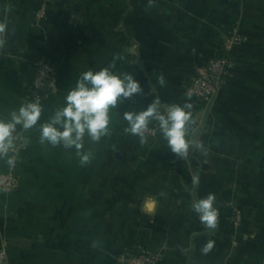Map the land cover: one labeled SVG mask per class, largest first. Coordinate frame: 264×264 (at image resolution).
Segmentation results:
<instances>
[{
	"label": "crops",
	"instance_id": "1",
	"mask_svg": "<svg viewBox=\"0 0 264 264\" xmlns=\"http://www.w3.org/2000/svg\"><path fill=\"white\" fill-rule=\"evenodd\" d=\"M0 0V115L32 99L34 64H50L55 90L41 99L46 121L88 68L131 73L143 94L112 110L109 133L74 149L21 133L14 190L0 189L5 264H119L121 254L155 264H264V0ZM236 33L233 68L208 109L193 104L187 155L175 156L152 122L147 143L124 132L126 111L158 99L183 105L190 79ZM163 76L164 86L159 83ZM198 145H203L202 151ZM199 176L193 188L192 177ZM214 194L209 229L192 205ZM211 241L212 249H202Z\"/></svg>",
	"mask_w": 264,
	"mask_h": 264
},
{
	"label": "clouds",
	"instance_id": "2",
	"mask_svg": "<svg viewBox=\"0 0 264 264\" xmlns=\"http://www.w3.org/2000/svg\"><path fill=\"white\" fill-rule=\"evenodd\" d=\"M7 30V23L0 22V48L6 43L3 36ZM120 59L122 57L115 56L107 66L99 69L90 67L83 71L64 96L62 106L56 108L46 121L38 123L44 111L39 97L24 101L7 116L0 115V160L14 168L15 150L21 142V133L35 128L41 145L74 149L80 165H88L92 154L84 149L85 138L99 142L111 129L112 110L123 101L143 94L140 82L131 73L115 70L116 62ZM159 83L164 86L163 76L159 77ZM190 98L189 93L183 105L170 104L163 112L158 99H153L141 111L124 112L122 118L127 122L124 132L139 137L143 145L147 143L145 133L149 124L156 122L167 149L183 158L192 144L188 139L193 110ZM198 147L204 150L203 145ZM191 183L193 188L198 187L199 176H193ZM214 200V194L210 193L192 205L200 221L209 229H214L218 221L219 213L214 207ZM212 247L213 243L209 241L202 252L207 254Z\"/></svg>",
	"mask_w": 264,
	"mask_h": 264
},
{
	"label": "built area",
	"instance_id": "3",
	"mask_svg": "<svg viewBox=\"0 0 264 264\" xmlns=\"http://www.w3.org/2000/svg\"><path fill=\"white\" fill-rule=\"evenodd\" d=\"M47 0H38V8L35 13L36 20L44 19L46 16L45 4ZM241 38L232 33L224 40L219 53L210 57L195 75L185 89L186 94L201 103H207L215 97L219 88L230 76L233 68L231 52L239 44ZM56 72L53 66L39 61L34 64L33 76L29 83L30 94L33 98H46L55 90ZM150 133L146 130L145 134ZM17 187V178L12 170L0 173V189L14 190ZM5 247L0 245V264H5ZM119 264H155L156 257L144 254H121L118 257Z\"/></svg>",
	"mask_w": 264,
	"mask_h": 264
},
{
	"label": "water",
	"instance_id": "4",
	"mask_svg": "<svg viewBox=\"0 0 264 264\" xmlns=\"http://www.w3.org/2000/svg\"><path fill=\"white\" fill-rule=\"evenodd\" d=\"M213 99H214V97H212V98L210 99V101L207 103V106H206V110H205V113H204L203 119H205V117H206V115H207V112H208V109H209V107L211 106V103L213 102ZM204 224H205V223H204Z\"/></svg>",
	"mask_w": 264,
	"mask_h": 264
}]
</instances>
